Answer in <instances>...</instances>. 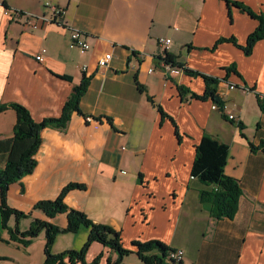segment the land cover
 I'll use <instances>...</instances> for the list:
<instances>
[{
	"label": "crops",
	"instance_id": "crops-1",
	"mask_svg": "<svg viewBox=\"0 0 264 264\" xmlns=\"http://www.w3.org/2000/svg\"><path fill=\"white\" fill-rule=\"evenodd\" d=\"M45 2L0 0V103H22L41 121L61 115L85 75L91 82L82 112L74 111L65 129L42 130L34 171L10 186L8 204L29 216L12 215L9 226L26 231L38 218L66 227L65 213L49 217L35 204L78 182L86 187L70 190L65 202L118 230L127 249L158 239L183 249V264H264V112L258 103L264 38L250 54L242 48L259 25L264 0H52L64 14L26 29L28 16L52 15ZM74 26L87 33L88 50L73 45ZM160 37L171 39L168 47L159 45ZM109 51L112 61L100 66ZM166 53L176 64L166 66ZM217 86L224 112L211 99L193 97ZM16 121L13 108L0 113L1 138L14 135ZM204 134L229 145L225 171L243 191L233 219L211 215L200 198L210 186L192 175ZM88 235L85 226L60 233L52 251L80 249ZM45 244L44 230L28 244L13 240L0 213V264H44ZM99 255V264L118 258L94 241L86 261ZM131 264H141L138 255Z\"/></svg>",
	"mask_w": 264,
	"mask_h": 264
},
{
	"label": "trees",
	"instance_id": "trees-1",
	"mask_svg": "<svg viewBox=\"0 0 264 264\" xmlns=\"http://www.w3.org/2000/svg\"><path fill=\"white\" fill-rule=\"evenodd\" d=\"M264 38V14L259 15V25L248 37L246 45L242 46L246 54L252 53L254 45ZM237 44L234 38L225 39ZM166 62L176 64L175 56L166 53ZM181 64V63H180ZM183 64V63H182ZM235 69V66L228 68V71ZM192 73H199L193 69H186ZM215 83H220L225 78L207 77ZM136 83L143 91V86L136 76ZM91 82V77L85 75L81 83L76 85L64 104L62 113L57 117H47L37 121L30 110L19 102L0 103V113L13 108L17 113V121L14 126V135L10 138L0 137V213L3 219V226L10 232L13 240H18L23 244H28L31 239L37 236L42 230L46 233L45 261L44 264H99L101 255L94 261H86V252L92 242L98 241L110 247L118 253V258L110 264H120L125 255L136 252L141 260V264H183L182 260L176 261L170 257V252L175 249L168 246L161 240L154 239L145 242H138L137 248L127 249L120 242V232L111 225L97 223L93 221L82 210L69 206L65 202L66 194L75 188H85L86 185L78 182L68 183L61 193L54 199H42L35 204V208L41 209L49 217H54L60 213H65L68 218L66 227H60L45 219H34L31 226L26 231H21L19 226L11 227L8 221L12 215L18 220L27 217L29 214L14 208L8 204V192L10 186L27 174L34 171L37 165L36 154L42 143L41 132L45 127L65 129L74 111L81 110V100L87 92ZM182 93L187 92L183 86L180 87ZM193 97L202 100L211 99L214 103L223 108L225 101L218 93V86L214 89H207L204 94L193 93ZM152 101L153 98L150 97ZM258 103L264 112V94L258 93ZM162 115H166L161 106L158 105ZM177 126V124H176ZM241 130L243 124L239 123ZM177 134L179 131L177 129ZM243 136L244 133H242ZM252 150L259 146L249 142ZM264 144V143H263ZM229 157V145L219 139L204 134L196 149V157L192 166V175L210 186L200 193L202 202L208 203L211 215L216 219H233L239 209L240 198L243 194L242 187L238 179L228 175L225 171ZM82 226L89 228V235L80 249H69L60 253L52 251L56 237L60 233H75ZM28 237V239H26Z\"/></svg>",
	"mask_w": 264,
	"mask_h": 264
},
{
	"label": "built area",
	"instance_id": "built-area-1",
	"mask_svg": "<svg viewBox=\"0 0 264 264\" xmlns=\"http://www.w3.org/2000/svg\"><path fill=\"white\" fill-rule=\"evenodd\" d=\"M45 5L50 9L52 15L51 16H44V17H36V16H28L27 19V23L25 24L26 29L29 28H37L38 27V20H43L44 22H55L56 19H58L59 17H61L64 12L65 9L61 6H59L58 4H55L52 2V0H46ZM9 13V12H7ZM39 18V19H38ZM86 32L81 29L80 27H73V32H72V42L73 45L78 46L81 51H86L90 48V43L86 40ZM158 43L162 48L168 47V45L171 43V39L168 37H160L158 39ZM114 57V54L112 51L106 52L99 60H98V64L100 66H108L110 64V62L112 61ZM37 59L38 60H43V56L42 54L37 55ZM166 66L170 67L171 64L166 62ZM84 71L88 72V66H84ZM151 70H153V68H151ZM222 82H226L229 86V89H235L236 88V84L234 83H229L228 81H224L222 80ZM218 93L219 95L222 97L224 95V91L221 89H218ZM225 105L223 108H220V106L216 103H214V108L220 110V111H225ZM91 118V117H89ZM229 118L230 119H234L235 115L233 113L229 114ZM183 255H184V250L183 249H175L174 251L170 252V257L175 259L176 261H180L183 259Z\"/></svg>",
	"mask_w": 264,
	"mask_h": 264
},
{
	"label": "rangeland",
	"instance_id": "rangeland-1",
	"mask_svg": "<svg viewBox=\"0 0 264 264\" xmlns=\"http://www.w3.org/2000/svg\"><path fill=\"white\" fill-rule=\"evenodd\" d=\"M24 220L25 219H22V221H24ZM136 255H137L136 252H132V253L125 255L124 260H122V262L120 264H131L132 257L134 258V257H136Z\"/></svg>",
	"mask_w": 264,
	"mask_h": 264
}]
</instances>
